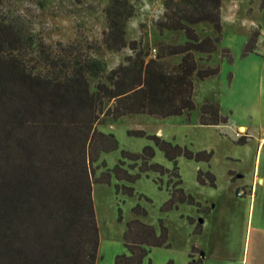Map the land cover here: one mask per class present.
I'll return each instance as SVG.
<instances>
[{
  "label": "trees",
  "instance_id": "1",
  "mask_svg": "<svg viewBox=\"0 0 264 264\" xmlns=\"http://www.w3.org/2000/svg\"><path fill=\"white\" fill-rule=\"evenodd\" d=\"M3 2L0 0V264H96L100 234L93 199L94 164L103 152L119 147L116 136L97 125L103 114L114 120L132 114L167 118L186 113L190 117L196 108L197 83L221 71L220 64L201 63L197 55L206 56L209 62L219 49L223 0H164V17L156 22L159 34L182 32L185 40L159 42L155 56L139 41L127 39L134 4L109 0L102 42L108 50L129 47L133 54L108 71L98 56L53 57L45 61L46 71L41 64H31L26 54L36 42L5 16ZM200 23L209 24L212 34L202 36L194 27ZM255 40L256 33L245 51L254 50ZM222 54L233 61L229 49L224 48ZM175 56L180 59L173 63L169 58ZM200 120L211 125L226 123L228 117L221 114L218 101L209 99L201 105ZM130 133L147 136L154 143L140 152L123 150V157L132 161L129 168L137 172L130 173L121 159L98 181L110 182L112 172L118 180L135 181L153 171L169 176L166 188L170 197L161 207L163 212L178 209L181 203L200 206L182 186L178 159L185 156L209 162L212 153L195 152L142 129ZM246 141L245 136L238 140ZM156 148L173 163L172 168L153 161ZM198 180L216 186L210 170H199ZM157 182L163 188L159 178ZM121 189L134 194L133 187L117 184V190ZM133 210L147 215L139 203ZM188 219L196 222L193 217ZM196 229L203 232V225L197 224ZM168 240L169 230L162 218L159 229L139 218L131 219L124 232L129 254L117 255L115 264H142L150 247L170 246ZM194 249L198 248L192 247L191 258ZM187 264H203V260L191 259Z\"/></svg>",
  "mask_w": 264,
  "mask_h": 264
},
{
  "label": "rangeland",
  "instance_id": "2",
  "mask_svg": "<svg viewBox=\"0 0 264 264\" xmlns=\"http://www.w3.org/2000/svg\"><path fill=\"white\" fill-rule=\"evenodd\" d=\"M130 1L135 6V13L128 21L127 39L139 41L150 56L157 54L161 41L176 44L185 40L182 32L159 34L156 22L164 17V0ZM223 1V39L210 60L212 64H220L221 71L219 75L197 83L196 108L190 117L186 113L167 118L132 114L114 120L103 114L97 125L101 131L113 133L119 147L103 152L94 164L93 199L100 234L96 264H115L117 255L129 254L124 232L127 222L134 218L153 224L157 229L162 218L169 230L171 245L150 247L142 264H187L191 259L200 258L203 264H264V140L261 142L264 136V6L263 0ZM108 2L4 0L3 12L35 40V48L28 49L26 54L31 64H41L40 68L46 71L45 61L53 57L98 56L105 61L108 71L125 63L126 56L133 54L129 47L121 51L108 50L102 42L107 29L105 8ZM232 7L240 10L234 19L230 17L235 10ZM259 24L262 27L260 35L256 34L254 50L247 52L248 39L254 34L252 25L259 28ZM194 27L202 36L212 34L207 23ZM224 48L230 50L232 62L223 56ZM197 57L201 63H208L206 56L198 54ZM179 59V56L169 58L173 63ZM207 99L219 100L229 124H201V105ZM242 124L247 131L238 130ZM138 129L188 146L195 152L212 153L209 162L185 156L178 159L182 186L200 206L181 203L178 209L163 212L161 207L170 197L166 188L169 176L153 171L135 181L118 180L113 172L110 182L98 181L121 159L126 161L125 168L130 173L137 172L129 168L132 161L123 157V150L140 152L144 146L154 144L147 136L130 133V130ZM238 131L240 136L247 137L245 143L238 142ZM153 161L167 168L173 167L158 148ZM199 170H210L216 176V186L200 183ZM117 184L133 187L134 194L123 189L118 191ZM243 188L246 194L238 195L237 191ZM137 203L147 210V215L134 212ZM189 216L196 222L190 223ZM197 224L203 225V232L197 231ZM193 246L199 249H194L191 258Z\"/></svg>",
  "mask_w": 264,
  "mask_h": 264
},
{
  "label": "crops",
  "instance_id": "3",
  "mask_svg": "<svg viewBox=\"0 0 264 264\" xmlns=\"http://www.w3.org/2000/svg\"><path fill=\"white\" fill-rule=\"evenodd\" d=\"M232 9H235V7H232ZM240 10H237L236 11V9L232 12V13H230V17L231 18H236L237 17V14H238V12H239ZM237 12V13H236ZM224 1H223V4H222V19L224 18ZM244 21L246 20V19H243ZM254 21H252V24H254L253 23ZM261 25L259 24V28H256V26L255 25H252V30L254 31V33H256L258 36L260 35V30H261ZM208 34H210V33H208ZM252 37V36H251ZM250 37V38H251ZM258 38V37H257ZM248 40H250V39H248ZM254 47H255V44H254ZM249 52H251V51H249ZM215 54V53H214ZM214 54H213V56H214ZM224 57H226V56H224ZM208 64H212L210 61L208 62ZM213 64H215V63H213ZM211 78V77H210ZM234 78V76L232 75V78L231 79H233ZM208 79V78H207ZM206 79V80H207ZM205 81V80H204ZM195 95V94H194ZM207 100H209V99H207ZM206 100V101H207ZM205 101V102H206ZM217 101V100H216ZM196 103V102H195ZM218 103H219V105H220V112H221V114L223 115V113H222V106H221V104H220V102H219V100H218ZM185 114V113H184ZM225 116V115H224ZM228 117V116H227ZM200 122H201V120H200ZM202 124V123H201ZM220 124H225V125H227V124H229V118H228V121L226 122V123H223V122H221V123H219V124H211V125H220ZM205 125V124H204ZM245 129V130H244ZM238 130L239 131H247V127L245 126V125H239V127H238ZM264 140V136L261 138V142ZM261 142H260V144H261ZM259 181H262V179H260ZM250 194H251V198H253V190H251L250 191ZM199 249V248H198Z\"/></svg>",
  "mask_w": 264,
  "mask_h": 264
},
{
  "label": "built area",
  "instance_id": "4",
  "mask_svg": "<svg viewBox=\"0 0 264 264\" xmlns=\"http://www.w3.org/2000/svg\"><path fill=\"white\" fill-rule=\"evenodd\" d=\"M263 43H264V40H263ZM236 135H237V136H240L241 134H240V132L238 131V132L236 133ZM240 137H242V136H240ZM237 194L240 195V196L245 195V194H246V189L243 188V189L238 190ZM229 264H234V263L231 262V263H229Z\"/></svg>",
  "mask_w": 264,
  "mask_h": 264
}]
</instances>
